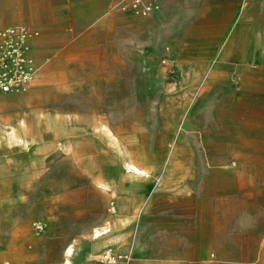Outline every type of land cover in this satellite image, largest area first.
Listing matches in <instances>:
<instances>
[{"label": "rangeland", "instance_id": "1", "mask_svg": "<svg viewBox=\"0 0 264 264\" xmlns=\"http://www.w3.org/2000/svg\"><path fill=\"white\" fill-rule=\"evenodd\" d=\"M132 1L0 0V53L3 31L25 32L28 65L0 91V264H97L107 248L154 259L195 193L221 197L207 224L217 204L227 230L264 227V63L220 81L216 19ZM233 137L255 152L225 153ZM127 158L149 175L121 171Z\"/></svg>", "mask_w": 264, "mask_h": 264}, {"label": "crops", "instance_id": "2", "mask_svg": "<svg viewBox=\"0 0 264 264\" xmlns=\"http://www.w3.org/2000/svg\"><path fill=\"white\" fill-rule=\"evenodd\" d=\"M171 1L175 0H163L162 10L165 11ZM177 1L196 4L187 7L205 11L204 19H216L205 41L209 42L210 55L226 66L218 73L220 81L240 64L264 63V0ZM233 138L228 141L225 153L255 152L256 145H242L237 137ZM119 168L127 174L149 175L148 170L141 168L130 158L120 164ZM209 190L212 191V188ZM190 198L187 203L189 214L182 232L155 249L158 254L154 259L142 256L137 259L133 256L130 264H264V227H255L249 238L240 230H227L219 224L221 207L217 204L208 206V211L214 214L207 224L203 219L200 220L201 215L206 213L205 202L219 201L221 197L216 191L210 194L195 193ZM119 206L123 209L121 203ZM111 209H115L113 204ZM108 231L107 225L96 227L95 237ZM69 248L71 246L66 248V255L72 254L67 252ZM134 249L141 254L152 247L139 244Z\"/></svg>", "mask_w": 264, "mask_h": 264}, {"label": "built area", "instance_id": "3", "mask_svg": "<svg viewBox=\"0 0 264 264\" xmlns=\"http://www.w3.org/2000/svg\"><path fill=\"white\" fill-rule=\"evenodd\" d=\"M160 1L149 0L145 3L143 0H133L131 2V9L139 14L145 15L148 12L158 9ZM5 32L3 31L2 34L3 46L6 44L8 49H6V52L0 53V91H9L14 88V78L17 77V73H20L22 78L28 77L27 70L24 71V68H22L25 58L22 56V51L16 44L23 45L24 42L22 40L25 41L26 33L9 30V34H6L7 37ZM11 34L12 36H10ZM8 41H11V43L8 44ZM131 259L132 256L128 252L107 248L100 254L97 264H130Z\"/></svg>", "mask_w": 264, "mask_h": 264}, {"label": "bare ground", "instance_id": "4", "mask_svg": "<svg viewBox=\"0 0 264 264\" xmlns=\"http://www.w3.org/2000/svg\"><path fill=\"white\" fill-rule=\"evenodd\" d=\"M29 29H30V28H29ZM34 29H35V28H34ZM9 30L12 31V30H14V29H12V28H8V29L6 30V32H5V35L8 33ZM8 34H9V33H8ZM8 34H7V35H8ZM7 35H6V36H7ZM10 36H12V34H11ZM7 37H8V36H7ZM7 37H6V38H7ZM5 40H6V39H5ZM22 41L24 42V40H22ZM9 43H11V41H8V44H9ZM28 61H30V59H29ZM27 67H28V65H27V61L24 59V63L22 64V68H24V71H25V70H27ZM24 74H25V73H24ZM126 164H127V163H126ZM131 167H132V166H131ZM132 169H134V168L132 167ZM128 171H129V170H128ZM141 172H142V171H141ZM141 174H143V172H142ZM145 174H146V173H145ZM102 186H103V185H102ZM111 208H112V207H111ZM67 252H69V251L67 250ZM71 253H72V250H71Z\"/></svg>", "mask_w": 264, "mask_h": 264}, {"label": "snow or ice", "instance_id": "5", "mask_svg": "<svg viewBox=\"0 0 264 264\" xmlns=\"http://www.w3.org/2000/svg\"><path fill=\"white\" fill-rule=\"evenodd\" d=\"M69 251V254L71 253V249L68 250Z\"/></svg>", "mask_w": 264, "mask_h": 264}]
</instances>
